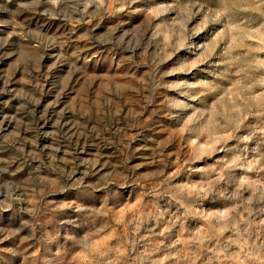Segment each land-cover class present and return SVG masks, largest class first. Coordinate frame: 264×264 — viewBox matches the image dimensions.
Masks as SVG:
<instances>
[{
  "label": "rangeland",
  "instance_id": "obj_1",
  "mask_svg": "<svg viewBox=\"0 0 264 264\" xmlns=\"http://www.w3.org/2000/svg\"><path fill=\"white\" fill-rule=\"evenodd\" d=\"M0 264H264V0H0Z\"/></svg>",
  "mask_w": 264,
  "mask_h": 264
}]
</instances>
